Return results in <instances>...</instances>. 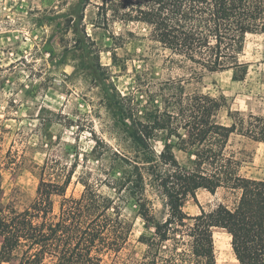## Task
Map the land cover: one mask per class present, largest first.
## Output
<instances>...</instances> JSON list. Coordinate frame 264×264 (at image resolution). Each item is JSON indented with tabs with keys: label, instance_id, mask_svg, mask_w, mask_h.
<instances>
[{
	"label": "trees",
	"instance_id": "obj_1",
	"mask_svg": "<svg viewBox=\"0 0 264 264\" xmlns=\"http://www.w3.org/2000/svg\"><path fill=\"white\" fill-rule=\"evenodd\" d=\"M90 2L79 0L74 17L68 18L87 55L78 26L84 20L79 10ZM99 8L105 15L112 11L117 19L145 24L169 58L198 79L205 72L232 70L233 80L243 81L249 70L241 60L246 37L264 34V0H102ZM184 82L163 93L162 108L143 119L133 118L124 98L102 84L134 152L114 153L118 163L109 167L116 164L117 178L109 167L95 179L91 172L82 175L79 197L67 196L74 170L54 172L55 163L47 161L35 198L24 208L6 202L4 172L16 161L11 152L1 161L0 142V264H127L119 261L133 231L124 214L130 202L152 229L138 239L146 250L135 264H217L215 228L230 237L238 264H264V180L243 176V161L228 151L234 134L264 144V117L229 112L231 123H220L226 98L188 94ZM154 140L166 141L160 153ZM174 148L186 156L184 162ZM148 181L164 199L165 219L155 217L145 195ZM219 189L235 197L233 206L220 203L205 212L198 204V215L185 212L186 200L196 199L199 190L215 194Z\"/></svg>",
	"mask_w": 264,
	"mask_h": 264
},
{
	"label": "rangeland",
	"instance_id": "obj_2",
	"mask_svg": "<svg viewBox=\"0 0 264 264\" xmlns=\"http://www.w3.org/2000/svg\"><path fill=\"white\" fill-rule=\"evenodd\" d=\"M78 1L0 0L1 161L8 152L16 161L14 168L4 172L6 202L27 206L36 196L47 161L55 163L54 172L74 170L67 196L79 197L84 190L82 175L91 172L95 179L102 168L115 162V152H134L102 84L124 98L133 118L143 119L153 109L162 108L161 95L171 86L178 88L179 80L185 81L188 94L226 98L227 105L217 117L220 123H231L229 112L264 117V34L246 37L241 60L249 64V70L243 81L233 80L232 70L205 72L198 79L189 68L169 58L151 39L145 24L117 19L112 11L105 15L99 8L102 0H91L79 10L84 13L78 27L90 51L87 55L77 45L79 36L68 21ZM93 65L98 68L96 73ZM165 143L152 141L157 153ZM173 151L180 162L186 160L177 148ZM228 151L243 161V176L264 180L263 143L234 134ZM115 167L108 168L112 178L118 177ZM101 190L110 193L106 187ZM145 195L155 217L165 219L167 209L159 189L148 181ZM234 202L235 197L223 189L215 194L199 190L196 199L186 200L184 210L195 216L200 213L198 204L210 212L220 203L233 206ZM124 214L133 223V231L119 262L135 264L146 250L138 239L150 236L152 229L138 215L134 202ZM214 241L217 264H238L225 230L215 228Z\"/></svg>",
	"mask_w": 264,
	"mask_h": 264
}]
</instances>
